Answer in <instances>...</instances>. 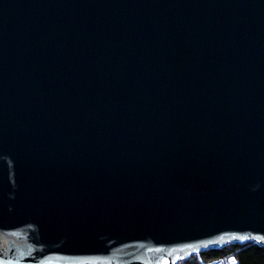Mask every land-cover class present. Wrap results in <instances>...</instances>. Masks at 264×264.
<instances>
[{
	"label": "water",
	"instance_id": "water-1",
	"mask_svg": "<svg viewBox=\"0 0 264 264\" xmlns=\"http://www.w3.org/2000/svg\"><path fill=\"white\" fill-rule=\"evenodd\" d=\"M247 242L264 247V0H0V264Z\"/></svg>",
	"mask_w": 264,
	"mask_h": 264
},
{
	"label": "trees",
	"instance_id": "trees-1",
	"mask_svg": "<svg viewBox=\"0 0 264 264\" xmlns=\"http://www.w3.org/2000/svg\"><path fill=\"white\" fill-rule=\"evenodd\" d=\"M199 256L205 262L207 260H210V262L217 260L221 264H228L230 258H234V264H264V247L254 242L230 244L221 249L200 253Z\"/></svg>",
	"mask_w": 264,
	"mask_h": 264
},
{
	"label": "rangeland",
	"instance_id": "rangeland-1",
	"mask_svg": "<svg viewBox=\"0 0 264 264\" xmlns=\"http://www.w3.org/2000/svg\"><path fill=\"white\" fill-rule=\"evenodd\" d=\"M213 260V259H212ZM217 261V260H214ZM213 261V262H214ZM210 260H207L206 262L199 256V255H194L191 259L188 261H183L179 262L178 264H210Z\"/></svg>",
	"mask_w": 264,
	"mask_h": 264
},
{
	"label": "snow or ice",
	"instance_id": "snow-or-ice-1",
	"mask_svg": "<svg viewBox=\"0 0 264 264\" xmlns=\"http://www.w3.org/2000/svg\"><path fill=\"white\" fill-rule=\"evenodd\" d=\"M230 260L232 261V264H234V258H230ZM164 264H167V261H165Z\"/></svg>",
	"mask_w": 264,
	"mask_h": 264
}]
</instances>
